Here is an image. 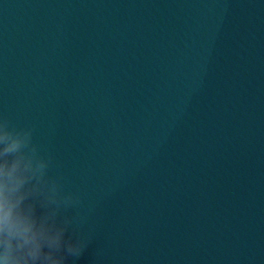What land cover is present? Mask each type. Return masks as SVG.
I'll return each instance as SVG.
<instances>
[{"label":"water","instance_id":"obj_1","mask_svg":"<svg viewBox=\"0 0 264 264\" xmlns=\"http://www.w3.org/2000/svg\"><path fill=\"white\" fill-rule=\"evenodd\" d=\"M243 0H0V117L79 196L66 264H154Z\"/></svg>","mask_w":264,"mask_h":264},{"label":"clouds","instance_id":"obj_2","mask_svg":"<svg viewBox=\"0 0 264 264\" xmlns=\"http://www.w3.org/2000/svg\"><path fill=\"white\" fill-rule=\"evenodd\" d=\"M52 167L33 128L0 117V264H66L87 248L69 214L80 198L64 191Z\"/></svg>","mask_w":264,"mask_h":264}]
</instances>
